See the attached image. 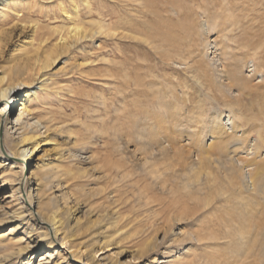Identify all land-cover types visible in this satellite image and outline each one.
<instances>
[{
	"label": "bare ground",
	"instance_id": "bare-ground-1",
	"mask_svg": "<svg viewBox=\"0 0 264 264\" xmlns=\"http://www.w3.org/2000/svg\"><path fill=\"white\" fill-rule=\"evenodd\" d=\"M19 1L0 0V56H9L11 64L18 62L20 71L24 72L19 74V70L14 69L13 65L7 71L0 69V231H4L0 232V250H3L0 255V264H12L15 260H19V264H33L31 261L37 258H40L38 264H60L68 260L67 255H62L64 251L62 249L66 246L71 250L79 246H81L80 251L84 249L80 252L82 263L126 264L118 258L124 254L125 247L116 249L115 258L112 257L113 254H110L101 260L97 259L99 253L134 237L121 235L113 226L128 221L126 218H129L127 215L129 210L133 214L131 220H144L143 222H148V225L151 222L148 229L155 227L152 224L154 220H156L155 223L159 222V219L155 218L157 216L155 213L151 216L152 213L148 212L152 199L145 191L151 189L149 186L152 184L140 188L141 180L135 183V186L139 188L137 196L141 202L140 208L124 209L117 200L113 206H104L111 197L117 196L116 192L121 191L125 184H132L134 173L124 172L126 166L132 163L164 193L170 195L173 199L172 205L178 209L176 214L167 216L165 225L161 227L163 236L161 241L170 238L168 236L170 234L174 236L162 257L157 258L155 252L159 244L157 236L159 232L151 229V233H148L151 236L140 245L138 250L134 251L133 259L135 260L152 258L150 264H183L180 250L176 251L175 248L172 250L171 247L176 244L178 245L176 248H180L186 240L190 239V236L183 232L180 235L174 234L173 225L194 219L212 206L217 198L225 197L223 198L225 206L221 208L223 212L230 211L227 205L230 197L226 196L227 192L222 186H218L219 183L212 172H204L205 162L221 171V175L225 174L223 179L226 181V186L228 183L232 189L236 187L239 190L243 187L251 199L259 197L264 200V175L256 163L259 150L255 144L249 145L246 141L245 131L236 137L240 118H242L240 113L229 105L225 106L224 111L214 109L207 116L203 115L204 118L201 119L203 126L197 131L194 129L196 125L193 126L191 117H187V122L192 125L182 126L181 120H177L176 116L182 119L183 110L176 105L174 107L175 103L172 102L178 98L177 86L166 81L165 89H161L157 82L164 74L156 75V70L149 66V70L146 69V75L150 80L147 81L144 78L141 82L132 80L131 72L120 66L123 67L121 69L122 91L125 93L128 90L130 93L132 110L128 109L127 101L123 96L120 108L116 110V116L112 120V127H106L105 118L99 110L94 112L95 117L91 122L85 124L88 138H91V135L95 136L98 132L106 137L117 136L118 130L115 128L117 124L122 130L125 126H130L133 136H118V141L124 139L126 143L125 146L118 144L115 149L118 151L122 166L116 168L97 166L94 167L93 173L79 166L75 168L77 164L74 162L82 161L81 153H75L70 147V149L59 148L61 145L56 142V139L54 140L55 135L63 134V126L51 124L49 127L44 120L34 116L33 107L38 105L39 101H43L42 97L49 96L60 88L50 74L59 62L57 59L59 55L55 56V53L70 52L84 41H94L96 36L123 39L152 48L150 39L144 35L145 28L140 27L141 25L146 27V22L136 16L138 8L144 5V1L118 0L119 4L128 8L129 16L126 20L121 19L117 30L92 24L97 30L93 32L84 28L83 25H73L60 34L54 52L45 53L44 56L37 55L35 58H29L24 53L26 48L34 47L36 23L21 19L26 17L23 15V8H20ZM33 1L40 5L55 3V0ZM223 2L227 4L229 0H223ZM84 3L88 6V0H84ZM194 3L196 2L188 6L189 12L197 11L202 15V20L195 23L196 30L193 29L194 26L192 27L193 31L195 30L194 35L191 33L190 26L182 33L193 45V56L190 55V58L199 59L192 60V64H189L188 59L178 58L184 62L178 65L180 67L184 65L186 73L197 66L202 75L210 76L211 85L218 89V93L223 98L237 100L240 93L238 90L244 92L245 83L253 77L252 75L243 76L245 64L234 73L229 69V64L225 63L226 59L223 57L226 56V51L218 55L219 48L216 43H211L210 33L215 28V21L211 25L204 19L207 16L206 7L201 8ZM60 6L68 21L73 20L72 16L77 17V6L74 3H72L74 12L72 15L62 3ZM166 10L169 15L167 18L165 14L157 18L161 23L169 24L174 20L183 19L187 21V16H181L182 9L178 5L172 4ZM134 14L135 16L132 17ZM14 20L16 21L12 24ZM148 27L150 28L149 25ZM11 44L14 47L13 50L9 47ZM44 47L45 43H42L36 50ZM6 48H8L7 52H5ZM172 50H165L169 59L174 57ZM178 65L176 63V66ZM258 69L259 67H254L253 74ZM144 101H146L145 107L142 106ZM100 105L106 107L105 102ZM230 130L232 134H229ZM53 134L54 137H52ZM224 138L226 141L223 140ZM82 141L79 140L73 145L78 148ZM228 141H235V143L225 147ZM48 145H53L57 149L51 153L44 148ZM191 147H194V150L191 151ZM238 154H240L239 158H237ZM70 164L75 169L71 168ZM169 174L172 176L169 177ZM92 178L104 181L105 186L96 195L102 200L96 204L99 206L93 215L96 219L86 224L81 223V219L76 216L80 210L81 200L89 195L86 185ZM7 187L10 191L1 194ZM183 199L186 201L182 204ZM141 211L142 214H139ZM109 228H113V232L107 234L106 231ZM247 229L248 227L244 225L238 231L241 236H245L248 233ZM82 233L88 234L80 238ZM57 258L64 260L58 262Z\"/></svg>",
	"mask_w": 264,
	"mask_h": 264
},
{
	"label": "rangeland",
	"instance_id": "rangeland-1",
	"mask_svg": "<svg viewBox=\"0 0 264 264\" xmlns=\"http://www.w3.org/2000/svg\"><path fill=\"white\" fill-rule=\"evenodd\" d=\"M143 1L144 5L138 8L136 16L142 18L141 20L143 21L145 20L146 27L144 25L140 27L145 28L143 30L144 35L150 39L153 49L145 44L96 36L94 41H84L70 52L63 54L56 52L55 56L59 55L57 58L59 62L50 74L53 81L56 82L55 84L60 88L53 94L42 97L41 100L43 101H39L40 103L33 107L34 116L37 119L44 120L47 126H51V124H56L59 127L63 126V134L61 136L55 135V137L53 134L52 137L61 145L59 148H71L75 153H81L82 161L74 162L77 164L75 168L79 166V168L93 173L94 167L97 166L112 168L122 166V163L119 162L118 151L115 149L118 144L125 146L126 143L124 139L118 141V136H133L130 126H125L124 130H122L118 128L119 125L117 124L115 126L118 130L116 132L117 136L109 135L106 137L102 136L101 132H98L95 136L91 135L89 139L86 135L85 124L91 122L92 118L95 117L94 112L99 110L105 118L106 127H112V120L116 116V110L120 108V101H123V96L127 101L125 102L129 107L128 109L132 110L129 100L131 99L130 93L128 90L125 93L122 91L121 69L123 67V69L126 68L131 72L132 80L141 82L144 78L147 81L150 80L149 76L146 75L149 66L156 70V75L164 74L157 82L161 89H165L166 81L173 84V86H177L178 98L172 100V102L175 103L174 107L176 105V107H180L183 110L181 113L182 119L178 115L176 119H180V124L184 127L193 124V126L196 125L194 129L197 131L203 126L201 122V119L204 118L203 115L207 116L214 109L224 111L225 106L229 105L235 108L240 113V117H242L240 118L241 121L236 137L245 131L247 134L246 141L249 142V145H256L259 150L256 156V163H258V167H260V171L264 175V0H229L227 4L223 0H204L202 2L201 0ZM192 2H196L194 5L197 4L201 8L206 7L207 16L204 19L209 21L210 24L215 21V28L210 33L211 43H216L219 48L218 55L220 53L224 54V51H226V56L223 57L226 59L225 63L229 64V69L234 73V71H238L245 64L246 66H243V76L249 77L252 75L253 77L251 78L252 80L245 83L246 89L244 92L238 90L240 92L238 93L236 91L239 94L237 100L231 101L223 98L218 93V89L211 85L210 76L202 75L198 71L197 66L191 70L189 69L190 71L188 70L186 73V67L178 65V63H184L178 58L188 59L189 64L199 59L190 58V55L193 56V45L185 39V35L182 33L183 30L188 29L190 26L191 33L194 35L195 25L202 20V15L197 11L195 13L189 12L188 6L190 7ZM61 3L70 15L74 13L72 10V3H74L77 6V17L72 16L73 20L68 21L61 11ZM19 4L20 8H23V15L26 17L21 19H25L26 22L34 21L37 27L33 41L34 47L26 48L24 53L29 58H35L37 55L44 56L45 53L51 51L54 52L56 49L55 44L59 40L60 34L66 32L65 30L73 25H83L84 28L93 32H97V30L92 24L117 30L121 24V19L126 20L129 16L128 8L119 4L118 0H88V6L84 3V0H55V3L48 5L41 3L42 6L33 0H20ZM172 4L181 7V16H189L188 18L186 17L187 21L184 19L174 20L169 24H163L157 19L158 16L165 15H167L165 17L167 18L169 15L166 8ZM134 16L135 14L132 15V17ZM193 26L194 31L192 29ZM225 39L227 40L225 41ZM42 43H45V47L41 50H36ZM9 47L11 50L14 49L12 44ZM171 49L174 52L173 60L169 59L165 52V50L170 51ZM7 50L8 48H6L5 52ZM232 53H234V56ZM194 55L196 56V54ZM121 63L124 64L122 65ZM176 63L178 66H176ZM11 65H13L14 69L19 70V74L24 73L20 71L18 62L11 64L9 56H0V69L7 71ZM254 67H259L255 74H253ZM122 93L124 94L122 95ZM103 102L106 103V107L100 105ZM145 105L146 101L143 102L142 106L145 107ZM186 112H188L187 115ZM187 117L193 119L192 124H188ZM228 132L229 134L233 133L231 130ZM79 140H83L82 144L76 148L73 144L79 142ZM232 143H235V141H228L225 147H229V144ZM225 147L222 148L223 151ZM44 148L51 153L57 149L53 145H48ZM190 149L192 151L194 147ZM127 156H130V154H127ZM239 157L240 154H238L237 158ZM204 165V172H212L213 176H216L215 178L219 183L218 186H222L227 192L226 196L230 197L227 203L230 211L223 212L221 208V206L223 208L225 206V201L223 200L225 197L217 198L213 201L212 206L195 216L194 219L184 223H175L173 225L174 234L187 233L190 239L186 240L180 248H176L178 245L175 244L171 247L172 250L174 248L176 251L180 250V258L183 264H264V200L259 197L251 199L243 187L242 190H239L236 187L232 189L228 183L226 186V181L223 179L225 174L221 175V171H218L217 168L208 162H205ZM70 166L73 168L71 164ZM124 172L134 173L135 176L131 180L134 186L125 184L121 191L116 192L117 196L111 197L109 201L104 203V206H113V203L117 200L124 209H130L131 207L132 209H138L141 207V202L137 196L139 188L135 186V183L141 180L140 188L152 184L149 186L151 189L145 192L152 199L150 201L151 208L148 209V212L152 213L151 216H154L155 213L157 215L155 218L159 219L158 223H155L156 220L153 221L152 224L155 227L151 229L159 232L157 234L159 244L155 252L156 257L160 258L169 244L172 243L170 240L174 239V236L170 234L168 235L170 238L166 241H161L163 238L161 227L165 225L164 222L167 216L176 214L178 209L172 205L173 199L170 195L164 193L159 186H156L133 163L127 165ZM171 176L172 174H169V177ZM86 186L89 195L81 200L80 210L76 217L81 219V223L87 224L96 219L93 216L99 209L96 204L102 201L100 196L96 195L104 188L105 182L92 178ZM9 191L10 188L7 187L1 194ZM185 201L186 199H183L181 203L183 204ZM179 208L181 209V206ZM139 214H142V211ZM127 215L129 217L126 218L128 221L114 225L113 228L121 235L134 237L99 253L97 259L101 260L104 256L110 254H113L112 257L115 258L116 249L125 247L124 254L118 257L121 262L126 264H150L152 258L135 260L133 259V253L151 236V234H148L151 233V229H148L151 226V222L148 225V222H143L144 220H131L133 214L130 210ZM143 217L145 216L143 215ZM244 225L248 227V233L245 236H241L238 229ZM113 228H109L106 233H112ZM120 229L124 231L122 232ZM139 231L141 232L139 233ZM87 234L82 233L80 238H84ZM79 248L81 246L71 250L66 246L62 249L64 250L62 255H67L68 260L63 261L64 259L61 258L56 260L58 262L63 261L60 264H87L80 262V257L82 256L80 252H83L84 249L80 251ZM0 253L2 255V249ZM39 260L40 258H37L31 262L38 264ZM18 261L15 260L14 263L19 264Z\"/></svg>",
	"mask_w": 264,
	"mask_h": 264
}]
</instances>
